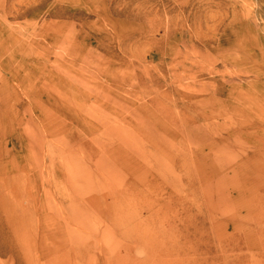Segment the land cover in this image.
Masks as SVG:
<instances>
[{
    "label": "rangeland",
    "instance_id": "rangeland-1",
    "mask_svg": "<svg viewBox=\"0 0 264 264\" xmlns=\"http://www.w3.org/2000/svg\"><path fill=\"white\" fill-rule=\"evenodd\" d=\"M0 136L22 264L58 215L63 262L262 264L217 197L264 168V0H0Z\"/></svg>",
    "mask_w": 264,
    "mask_h": 264
},
{
    "label": "bare ground",
    "instance_id": "bare-ground-1",
    "mask_svg": "<svg viewBox=\"0 0 264 264\" xmlns=\"http://www.w3.org/2000/svg\"><path fill=\"white\" fill-rule=\"evenodd\" d=\"M57 94H58V92H57ZM61 98H59V100ZM21 131H23V130H21ZM117 137H118L117 140H124V141L126 140L124 138L121 139L120 136H117ZM126 142H127V140H126ZM115 143H117V142H115ZM31 144H33V143H31ZM122 144H124V143L122 142ZM130 144H131V142H130ZM34 145H35V142H34ZM34 145H31V146L33 147ZM132 145H133V143H132ZM125 146L128 148L127 144ZM130 146H129V148H130ZM26 147L30 148V145H25V148ZM118 148H119V146H118ZM115 149L113 148V150H115ZM133 152H134V148H133ZM135 153H133V154H135ZM131 155H132V153H131ZM244 164H245V162H241L239 160L237 169L241 168ZM211 168H213V166ZM263 175H264V168L262 166L259 167V166L250 165V164L244 165L239 170V174L235 175L236 178H234L235 182H236L235 189L238 191V196L235 198L236 201L224 199L222 194H220V196L217 197L219 195V193H217L215 195L217 197V202L232 206V208H233L232 214L230 215V219L225 220V222L226 223L233 222V226H234L233 229L236 231L245 230L246 236H248L250 238V240L252 239V237H254V240H251V242H252L251 247H253V248L256 247L258 244L257 241L255 240L257 238V236L260 235V238L264 237V228H262L261 226H258V223H257V222L260 223L262 218H263V214L261 215V213H262V204H264V203L258 201V198L263 200V198H261L259 196V193H262L261 190L264 189V187H262V186H264V179H262ZM215 184L213 185L214 188L219 190V187L221 185L220 178L217 179ZM222 184H223V180H222ZM213 186H212V188H213ZM213 196H214V194H213ZM213 196H212V194H210V198L214 199ZM240 210L242 213L245 214V216L243 218H240V219L233 218V215H235L237 212L239 213ZM57 212H59V211H57ZM222 214H224V212H222ZM55 215H57V214H55ZM58 216H57V218H53L51 220H48V223L52 227L57 228L56 229L57 231H55L54 234H52V235H50V234L45 235L46 239H48L49 241H52L50 238L52 236L55 238V240L53 241V246L50 245L51 248H49L50 246L44 247L43 252H42V257L45 259V261L42 264H76L75 258L71 259V263L70 262L68 263L66 261L63 262V258H62L63 255L62 254H64L65 252L67 254H70V256L75 254V251L77 250L75 247L76 239L74 240V238H72L68 242V239L64 238L62 235H59L60 234L59 232L61 229H62V232H64L63 229H65V225H64V222L62 221L61 217H58ZM48 218H49V215H48ZM245 218H247L248 220L246 221ZM251 219L257 223V226H253L250 223ZM70 221L72 223H75V224L78 223V221L75 220L73 218V216L70 217ZM241 221L245 223V226L239 225ZM17 226L18 225H14L13 222L0 221V254L5 255V256H12V257L19 260V264H22V262L19 258H20V254H21V251L23 248L20 247V245H18V242H16V240L18 239L17 238L18 232L16 231ZM68 234H69V232H68ZM71 234H74V233H71ZM71 234H69V235H71ZM75 235H76V233H75ZM30 240H31V243H33V245L36 244L35 234H31ZM41 244H39V246H41ZM66 245H68L69 248L64 251V248ZM116 245H117V243H116ZM261 248L263 250L264 245ZM40 250H42V249H40ZM157 253L158 252H155V253H153V255H156ZM74 257H75V255H74ZM153 257H155V256H153ZM261 263L264 264V257L262 258ZM154 264H160V263L155 260Z\"/></svg>",
    "mask_w": 264,
    "mask_h": 264
}]
</instances>
